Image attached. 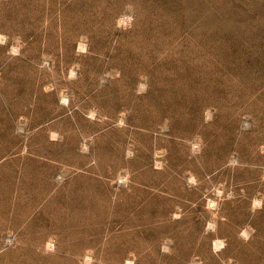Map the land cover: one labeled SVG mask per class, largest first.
<instances>
[{"label":"rangeland","instance_id":"obj_1","mask_svg":"<svg viewBox=\"0 0 264 264\" xmlns=\"http://www.w3.org/2000/svg\"><path fill=\"white\" fill-rule=\"evenodd\" d=\"M0 264H264V0H0Z\"/></svg>","mask_w":264,"mask_h":264}]
</instances>
